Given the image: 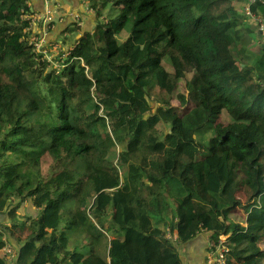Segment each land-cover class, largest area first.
<instances>
[{
  "label": "trees",
  "instance_id": "1",
  "mask_svg": "<svg viewBox=\"0 0 264 264\" xmlns=\"http://www.w3.org/2000/svg\"><path fill=\"white\" fill-rule=\"evenodd\" d=\"M85 1L96 28L53 66L27 0H0V264H184L200 232L215 255L226 235V264H262L264 32L246 8L264 19V0Z\"/></svg>",
  "mask_w": 264,
  "mask_h": 264
},
{
  "label": "crops",
  "instance_id": "2",
  "mask_svg": "<svg viewBox=\"0 0 264 264\" xmlns=\"http://www.w3.org/2000/svg\"><path fill=\"white\" fill-rule=\"evenodd\" d=\"M28 4L34 12L30 14L33 20L29 35L44 36V46L56 53L69 51L83 33L93 31L97 25L94 10L83 0H28ZM47 14L52 18L48 28L42 21ZM19 214L23 217L35 216L37 209L31 201H27L19 208ZM0 222H10L6 212H0ZM14 232L15 237H19L18 231ZM209 247V234L198 233L191 241L181 245L184 264H220L217 255L208 250Z\"/></svg>",
  "mask_w": 264,
  "mask_h": 264
},
{
  "label": "built area",
  "instance_id": "3",
  "mask_svg": "<svg viewBox=\"0 0 264 264\" xmlns=\"http://www.w3.org/2000/svg\"><path fill=\"white\" fill-rule=\"evenodd\" d=\"M246 10L247 13L252 16V18L259 21V30L263 32L264 19L260 16H255L254 14H251L248 7L246 8ZM25 17L30 18V16H28V13L25 14ZM51 19H52L51 17L47 16L46 18V21H48L47 25H50L49 23L51 22ZM31 42L34 45V49L36 52L47 53L49 55L48 51L44 48V36L34 37L32 38ZM225 238L226 235L220 236V243L217 248V260L221 264H226V254L228 252V249L225 246V241H226ZM0 253L2 254V257L15 258V251L9 245H6L2 249H0Z\"/></svg>",
  "mask_w": 264,
  "mask_h": 264
},
{
  "label": "rangeland",
  "instance_id": "4",
  "mask_svg": "<svg viewBox=\"0 0 264 264\" xmlns=\"http://www.w3.org/2000/svg\"><path fill=\"white\" fill-rule=\"evenodd\" d=\"M104 20L106 22V19H104ZM125 36H126V33L125 32H121V33L118 34V38H120V39L124 38ZM47 50L50 51V52H53V51L49 50V48ZM39 54L44 55V59H46L47 61H49V63H51L52 61H54L56 59L57 62L54 63V64L55 65H57V64L60 65L62 63V61L64 60V56L67 55L68 53H66V51H60V52H58L56 58L55 57L53 58V57L49 56L47 53H39ZM49 67H52V66L50 65ZM153 105L155 106L156 104H153ZM100 114L103 115V112L100 111ZM244 191H247V189L246 188L245 189H242L241 192H239V193L236 194V196L240 197L238 199L242 200L243 203H245L246 200H247V198L245 197V194H242ZM238 212L239 213H244L245 211L243 209H239ZM153 225H154L155 229H157V231H159L161 233L166 232L167 226H166L165 219L163 217L154 216L153 217ZM31 230L32 229L30 227H28V226L25 227V228L17 229V231H18L17 232L18 233L17 236L21 237V239H24L25 236L29 232H31ZM166 233H167L168 237H170L172 239H175L176 238V233H174V235H172V234H170L168 232H166ZM0 256H2L1 253H0ZM262 264H264V260H263Z\"/></svg>",
  "mask_w": 264,
  "mask_h": 264
},
{
  "label": "clouds",
  "instance_id": "5",
  "mask_svg": "<svg viewBox=\"0 0 264 264\" xmlns=\"http://www.w3.org/2000/svg\"><path fill=\"white\" fill-rule=\"evenodd\" d=\"M84 2H87V1H85V0H83ZM88 3V2H87ZM27 4H28V0H27ZM29 5V4H28ZM30 6V11H29V13H28V16H30V14H33L34 12H33V8H32V6L31 5H29ZM49 13V12H48ZM47 16H48V14L45 16V17H43V19H42V21L43 22H45L46 23V27L48 28L51 24H52V19H51V22L49 23L50 25H47V23H48V21H46V18H47ZM24 17H25V15H24ZM27 18V17H26ZM28 19H30L31 20V23H32V20H33V17H30V18H28ZM261 33H262V31H260ZM264 32V31H263ZM29 35V34H28ZM34 37H40L39 35H32V36H30L29 37V41H30V44H32V42H31V40H32V38H34ZM33 45V44H32ZM44 48L47 50L48 49V47H45L44 46ZM33 49H34V45H33ZM49 50H51V49H49ZM34 51H35V49H34ZM48 51V50H47ZM52 51V50H51ZM36 52V51H35ZM37 54H39V53H41V52H36ZM48 53H49V56H51V57H53L54 58V55H57L56 54V52H50V51H48ZM55 53V54H54ZM66 53H69V52H66ZM43 57H44V55H43ZM57 62V60H54V61H52L51 62V64L53 65V66H58V64L57 65H55L54 63H56ZM223 235H225V234H223ZM220 263V262H219ZM221 264V263H220Z\"/></svg>",
  "mask_w": 264,
  "mask_h": 264
},
{
  "label": "water",
  "instance_id": "6",
  "mask_svg": "<svg viewBox=\"0 0 264 264\" xmlns=\"http://www.w3.org/2000/svg\"><path fill=\"white\" fill-rule=\"evenodd\" d=\"M168 131L170 132L171 130L169 129Z\"/></svg>",
  "mask_w": 264,
  "mask_h": 264
}]
</instances>
